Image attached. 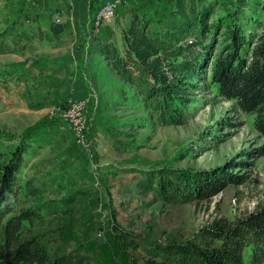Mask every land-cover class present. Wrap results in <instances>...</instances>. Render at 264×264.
I'll use <instances>...</instances> for the list:
<instances>
[{
    "label": "rangeland",
    "instance_id": "374dc122",
    "mask_svg": "<svg viewBox=\"0 0 264 264\" xmlns=\"http://www.w3.org/2000/svg\"><path fill=\"white\" fill-rule=\"evenodd\" d=\"M112 1L118 3L115 17L99 29L94 27V17L105 0H97L98 5L93 1L90 6L87 33L90 45L87 50L91 61L95 60V56L102 55L101 46L95 39L97 30L114 26L121 32L126 31L130 17L140 13L153 21L150 32H158L171 18L175 0ZM5 9L0 7V32L14 22L5 15L8 12ZM247 13L250 14V10ZM254 17L262 20L259 12ZM242 23L247 25V32H253L251 40L255 39L259 34L257 24L246 19ZM118 34L117 37L120 36ZM43 40L19 46L10 42V53L0 54V152L7 154L17 145L25 144L18 183L24 186L27 180L34 179V185L41 186L43 182L47 186L42 199L31 200L22 191V207L36 208L45 214L52 209L50 198L54 187L51 189L50 183L55 176L54 168L67 165L66 156L57 155V151L66 154V147L70 145L74 150H77L76 144L84 147L83 156L90 155L92 169L101 167L105 170L101 177L106 193L104 203L89 208L91 216L85 219L96 222V230L90 224L83 226L80 220L72 225L63 224L58 233L57 227L53 231L52 227L38 219L32 225H25V238L36 236L51 256L76 252L88 256L91 264H147L149 256L146 249L157 245L184 244L215 220L226 218L234 221L254 212L260 203H264V156L258 158L255 167L247 173V183L230 186L203 202L164 204L153 194H145L139 188L141 171L160 168L214 170L241 160L250 162L247 153L264 146V137L255 129V117L241 111L235 102L222 97L210 85V75L203 85L205 88L199 92L189 91L197 101L189 108L185 124L161 127L151 119L138 89L130 84V90L136 93L134 97L132 95L134 101L128 108L116 104L117 101L107 110L100 107L102 101L117 100L118 96L113 95L110 88L107 92L92 93V100L83 95L84 92H69L76 86L80 66L71 69L69 77L64 75L66 70L63 73L59 70L57 76H50L47 74L54 71L50 58L56 54H71L74 50L80 51L84 57L82 50L86 47L59 45L61 49L55 51L57 43H44ZM36 42L43 43L36 45ZM102 68L106 72L105 67ZM207 71L208 74L211 72L210 65ZM101 73L88 67L87 74L96 89L103 88ZM98 121L102 126L95 125ZM105 135L114 149L108 142L100 144L94 140V137L102 139ZM58 156L63 159H58ZM73 161L77 162L69 167L79 168L87 163L81 154ZM246 172L239 168L231 170L233 174ZM70 175L71 182L76 186H86L84 180L87 179L82 181L80 174ZM130 186H134L135 190ZM82 215L81 210L74 217L77 219ZM99 233L103 234V238L99 237ZM85 245L88 248H92L89 245L98 246L97 254L78 250Z\"/></svg>",
    "mask_w": 264,
    "mask_h": 264
},
{
    "label": "trees",
    "instance_id": "16d2710c",
    "mask_svg": "<svg viewBox=\"0 0 264 264\" xmlns=\"http://www.w3.org/2000/svg\"><path fill=\"white\" fill-rule=\"evenodd\" d=\"M258 12L262 20L254 17ZM245 19L257 24L255 39L251 40L253 32L246 31ZM152 23L151 18L135 14L124 32L123 49L107 41L101 54L124 82L138 89L154 123L185 124L197 101L189 91L205 88L210 75V85L254 116L255 129L264 137V1L175 0L165 28L152 33ZM64 31L62 23L53 22L46 31L41 26L22 29L14 21L0 32V54L10 53V42L19 46ZM25 151V144H19L12 152H0V264H91L81 253L51 256L36 236L24 237L25 225L41 219V214L39 209L22 207L20 194L43 193L34 179L24 186L18 183ZM246 156L250 162L241 160L214 170L141 171L139 188L164 204L203 202L230 186L247 183V173L264 156V146ZM234 168L247 172L233 174ZM146 253L147 264H264V203L234 221L215 220L184 244L157 245Z\"/></svg>",
    "mask_w": 264,
    "mask_h": 264
},
{
    "label": "crops",
    "instance_id": "0c3cea01",
    "mask_svg": "<svg viewBox=\"0 0 264 264\" xmlns=\"http://www.w3.org/2000/svg\"><path fill=\"white\" fill-rule=\"evenodd\" d=\"M92 2L95 5H98L99 3L97 0H0V7H5V11L8 10V12H5V15H8L11 18V22H19V25L22 29L28 26H41L44 30L49 31L53 22L62 23L65 27V31L57 36L50 33L45 36L43 42H50L54 44L57 43L55 44L57 47L59 45L77 48L86 47V49L82 50L85 52V56L83 57L84 54L82 55L80 51L76 52V50H74V52L71 51V54L66 53L64 56H59V54H56L54 58H50V63L54 71H51L50 74L47 75L57 76L59 70L62 71V73L66 70L64 75L69 77L70 74L68 73L71 71V69L74 70L75 67L79 65L80 67L77 76L78 81L76 82V86L74 88L70 89V91L68 90L69 92H73L74 94H80L84 92L83 95L88 96L90 100H92V93H102L103 90L107 92L108 88H110L113 92V95L116 94L118 96L117 100H111L109 102L107 100L105 102L102 101L100 102V107L107 110L108 108H111V105L113 106L115 101H117L116 104H122L125 108H128L130 105H132V102L134 101L132 95L134 97L136 92L134 90H132V92L130 90L132 89L130 88L131 86H129L128 83L124 82L119 76L115 74L111 64L104 58L103 55H97L95 56V60L93 59V61H91L90 52L87 50V46L90 45V39L88 38L87 33L89 31L88 20L90 18V6ZM85 6L86 10L84 9ZM131 19L132 17H130V21ZM127 26H129V24ZM165 26L163 28H165ZM119 29H115L114 26L113 28L108 26L102 28L101 30H97L95 34L96 42L98 45L102 46L103 43L107 41H113L122 47L125 30L121 32ZM116 34L120 36L117 37ZM41 43L36 42L35 44L37 45ZM26 45H30V43ZM57 47H54L53 50L57 51L61 49ZM120 49L122 50L123 47ZM89 66L97 72H102L100 75L103 77V88L96 89L93 85V80L87 74ZM34 67L37 69L36 64ZM102 67H105L106 72H104ZM81 69L83 77H81ZM52 83L54 84L55 81H52ZM87 87L90 89L91 93H88L89 90ZM97 107L98 106H96V108ZM95 125L100 127L102 126V123H99L98 121ZM96 133L99 135V131L96 130ZM94 140L100 144H102L103 141L108 142L109 146L111 144V142L108 140V136L106 135L102 137V139H99L98 136L94 137ZM76 146L77 150H74L73 146L71 145L66 147L68 150L66 151V154H62V152L57 151V155L60 154L66 156L65 159L67 160V165L66 167L58 165L57 168H54L56 169L54 171L55 174H52L55 176L51 179L50 183L51 189L54 187L51 190L52 193L50 198V206L52 209L49 212H46V214L43 211L40 212L42 223L46 224V226H50V228L52 227L53 231L57 227L58 233L60 229L59 227H61L63 224L70 223V225H72L73 222H79L80 220L82 221L83 226L90 224L92 225V229L96 230L94 227L96 222H89L85 219L91 216L89 208H95L96 206H99L100 202L104 203L103 196L105 197L104 193H106V189L101 176L105 173V170L103 168L101 169V167H97L96 169L94 167L92 169L89 162L90 155L85 153L86 156H83L85 152L84 147L77 144ZM110 147L113 148L112 146ZM79 154L82 155V158H84L85 162L87 161V163L79 168H75L76 166L69 167L70 164L77 162L73 160H77L79 158ZM57 158L63 159L61 156H58ZM72 169H74L75 172H73ZM70 174H80L79 177H81L82 181L87 179L84 180L86 186H76L77 184L71 182L72 175ZM42 183L43 182H41V186L38 187L43 189V193L37 196L41 199L46 195L47 189V186H44ZM130 188L135 190L134 186H130ZM26 197L31 200L37 198L30 197L27 193ZM41 206V208H44V205ZM84 208H86V210ZM81 210L83 215L80 218L75 219L74 215L79 213ZM89 247L92 248H88V245H85L78 248V250L91 255L94 253L97 254L98 246L94 247V245H89Z\"/></svg>",
    "mask_w": 264,
    "mask_h": 264
},
{
    "label": "built area",
    "instance_id": "2783aa9c",
    "mask_svg": "<svg viewBox=\"0 0 264 264\" xmlns=\"http://www.w3.org/2000/svg\"><path fill=\"white\" fill-rule=\"evenodd\" d=\"M105 2H112V9H102V6L100 8V27L101 25H106L109 21L112 20L113 17H115V14L118 9V3L112 0H105ZM99 237L103 238V234L99 233Z\"/></svg>",
    "mask_w": 264,
    "mask_h": 264
},
{
    "label": "bare ground",
    "instance_id": "6f19581e",
    "mask_svg": "<svg viewBox=\"0 0 264 264\" xmlns=\"http://www.w3.org/2000/svg\"><path fill=\"white\" fill-rule=\"evenodd\" d=\"M102 9H112V2H104V4L102 5ZM98 13H100V9L96 11V14L94 17V27L96 29H99L100 27V15ZM103 26L104 25H101V27Z\"/></svg>",
    "mask_w": 264,
    "mask_h": 264
}]
</instances>
